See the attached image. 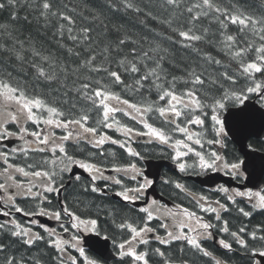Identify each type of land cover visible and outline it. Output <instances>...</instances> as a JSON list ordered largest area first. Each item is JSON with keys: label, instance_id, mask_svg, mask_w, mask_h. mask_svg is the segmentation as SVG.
I'll return each mask as SVG.
<instances>
[{"label": "snow or ice", "instance_id": "6c2138e0", "mask_svg": "<svg viewBox=\"0 0 264 264\" xmlns=\"http://www.w3.org/2000/svg\"><path fill=\"white\" fill-rule=\"evenodd\" d=\"M160 7L166 15L158 23L170 33L164 37L167 47L152 29V39L121 34L120 28L114 29L116 36L112 38L102 8L143 12L146 19L157 20L136 0H102L99 7H90L89 0H0V13H8V22L0 23V58L14 62L21 70L27 68L31 77L21 79L6 66L0 67V215L8 218L0 223L2 264H43L41 258L13 251L16 245L27 251L40 243L55 250L54 264H77L69 248L79 252L84 264H96L79 247V235L65 239L55 228L39 224L46 233L42 235L31 227L39 223L37 220L25 226L14 213L48 216L64 233L83 229L99 235L98 216L83 219L67 199L59 201L56 209L44 205L52 204L50 196L60 197L70 189L106 197L115 186L118 190L113 194L133 206L129 212L137 213L123 216L120 209H102L114 228L127 234L121 242L113 241L121 262L128 257L131 264H150L155 255L162 264H173L166 250L148 247L155 241L161 246L180 243L184 246L181 252L186 247L209 257L213 264H226L204 247L205 241L216 239V233L226 234L227 238L221 237L217 243L227 252L234 251L235 244L242 251L264 257V251L250 247V242H264V226L249 231L242 224L233 231L222 216L230 211L228 204L197 195L171 178L166 183L191 197L193 207L199 213L211 214L215 222L192 208H169L156 199L134 207L155 183L135 162L144 158L133 147L135 137L171 149L169 158L181 173L223 172L245 180L251 176L250 172L246 175L250 162L226 160L214 148L206 150L205 145L225 148L226 124L231 122L239 131L257 119L245 106L248 94H258L264 103V79L257 78H264V5L259 13L241 0H162ZM22 10L28 15L21 17ZM29 15L45 34L51 32L57 47L64 50L62 56L45 49L31 34L25 37L18 31L21 21L32 22ZM98 27L102 33L97 32ZM178 51L182 53L179 58ZM3 63L0 59V65ZM242 81L246 86H240ZM126 95L141 99L133 101L124 98ZM230 103L242 107L229 111L231 121L229 117L222 120L220 114ZM257 112L264 124V110ZM209 113L211 127L205 128ZM106 129L119 133L122 139L108 135ZM206 133L213 138L207 139ZM106 144L116 145L133 159L124 164L106 162L107 156L115 157L114 152L104 149ZM75 168L88 174L86 183L81 184ZM107 171L115 175H105ZM98 181H103L102 186ZM212 191L223 193L243 217L264 211V189L219 185ZM20 198L35 201L36 211L21 208L17 203ZM237 198L246 199L252 211L239 207ZM64 218L70 227L61 223ZM154 221H159L157 227L152 226ZM157 228L163 229L162 235ZM141 246L144 250H139Z\"/></svg>", "mask_w": 264, "mask_h": 264}, {"label": "flooded vegetation", "instance_id": "af4514ba", "mask_svg": "<svg viewBox=\"0 0 264 264\" xmlns=\"http://www.w3.org/2000/svg\"><path fill=\"white\" fill-rule=\"evenodd\" d=\"M258 100L261 103L260 98ZM207 122L208 121L206 120L205 128H209ZM199 130L201 131L200 128H199ZM206 138L212 139L213 135L206 133ZM145 141H146V138L143 141H141L142 143H139V146H137V145L133 146L138 151H140L144 157L142 160H135V162L137 163L138 167H140L145 172V174H146L145 161L147 159H156V160L164 159V160H168V161L173 162L169 158L170 155L172 154L171 149H168V148H165L162 146H158L155 144H148ZM251 143H252V147H256V148L260 149V147H263L264 137L252 139ZM109 145L110 144H106L104 146V149L108 152L111 151V149H112L111 147H109ZM225 145H226L225 148H220V146H218V145H213V146L205 145V149L207 150L209 147H212L215 150H217L218 152H220L221 154H223L225 156L226 160H230L232 162H235L237 159L243 160L242 155L238 152L237 147L235 146V144L231 141V139L228 136H226V138H225ZM129 159H133V158L128 157L122 150L121 153H119V154L115 153V157H113L111 155L107 156L106 162L112 161V162H116L119 164H124ZM188 162L191 163V158H188ZM107 166L110 168L111 165L108 164ZM163 173L166 177V180L164 178V180L159 182L157 184V187H156L157 191L159 192V194L162 197H160L159 195L156 196V193H153L149 189L147 191L145 197L143 199H141L140 201H137L136 205L134 206L135 208H139L141 206H144L146 201L156 199L161 204L167 205L169 208H174L175 206L180 205L182 207L192 208L193 210H195L199 213V210L195 209L193 207V205L191 204V197H189L185 193L180 192L179 190L175 189L172 184L166 183V181L169 178H171L174 181H178L180 183H183L184 185H186V187L188 189H190L193 193H196L197 195L204 194V195L209 196L212 201L220 200L221 203L228 204L230 211L227 213H222V216L224 219L229 221L230 228L233 231H235L242 224L247 225L249 231L253 230L258 225L259 220H260L259 217L255 216L252 218H248V217L246 218V217L241 216L238 213V211L236 210V206H234L230 202H228L225 199L223 193L212 191V189L216 188L219 185L226 186L224 183H218L215 186L203 185L191 177V175H198V174L181 173V172H179L177 167L175 169V168H170L168 166L167 167L165 166L163 168ZM74 174H78L82 177L81 184L86 183L89 179L88 174L86 173V175H84V174L80 173L79 168L74 169ZM206 174H208V173H206ZM206 174H199V175H206ZM105 175H115V173H110V171H107V172H105ZM238 181L244 182L245 180H238ZM126 182H128V181H126ZM97 183H98V186H102L103 181H98ZM128 183H130V186H131V182H128ZM226 187L233 188L230 186H226ZM115 190H118V186L114 187L113 191H115ZM241 190H245V189H241ZM113 191H110L108 196L102 197L97 193H91V192L83 193L82 191L79 190V188H77L76 190L70 189L68 192L63 193L60 197L50 196V199L52 200V204L51 205H44V206L48 207L50 209H56V208H58L59 201L67 199L69 201V205L74 207L77 210V214L82 215L83 219H87L89 217L97 218V216H98V224L99 225L101 223L99 215H98L99 213L97 212L96 209H93V208H94V205L96 206L100 203L108 204V206L110 207L109 209H120L121 210L120 214L123 216H128V215L134 216V215H136L137 213L135 211L129 212V208L133 207V206L125 205V203L122 202L119 197H117L113 194ZM253 191H256V190H253ZM83 198H85L86 200H89V201H86ZM17 203L19 204V206L21 208L25 209V211H36V208L34 207L35 201L25 200L23 198H20L17 201ZM237 204L239 205V207H243L244 205H247L246 199L237 198ZM199 214L204 215L206 219H212L213 222H215L214 217L211 214H207V213H199ZM140 215H143V214H140ZM14 216H15V219H17V220L19 219V217L17 216L16 213H14ZM102 219L106 221L107 225L111 224L109 227V231H110L111 237L113 238L112 241L119 243L123 239L127 238L126 233H122L121 231L114 228V226L110 222L111 221L110 217L103 216ZM4 221L5 220H2L0 218V222H4ZM51 221L53 223H55L54 226H48V225L47 226L45 225V226L49 227V228H55L56 231L58 233H60L61 236H63L65 239H69L71 237V235H73V234L79 235L80 244L82 245V247H83L84 235L89 234V233H93L91 231H86L83 229H81L79 232H77V230L70 229L69 233H64L62 231V229L60 228L58 222H56L55 220H51ZM61 223H64L65 226L70 227L68 225L67 218H64V220L61 221ZM158 223H159V221H154L152 223V226L157 227ZM157 230L161 235L163 234V229L157 228ZM221 237L227 238L226 234L216 233V239L205 241L204 244H206V245L204 247L205 248H211V247L218 248L220 255L229 263H233V264H259V260L255 254H253L251 251H248V252L242 251L235 244L233 245L234 251H232V252H227L226 250L221 248L217 243V240ZM257 245H258V241L250 242V247H253L256 249ZM148 247L151 249H154L156 247H161L162 250H166L168 256L172 258L173 264H182V262L184 260H188L189 264H192V262L195 261L194 260L195 254L191 250H189L185 247V251H183V252L180 251V248L184 247L180 243H174L171 246H161L157 242L152 241ZM258 248H260V247H258ZM69 250H75V249L69 248ZM139 250H144V246H141V248ZM126 259H127V261H129L128 264H131L130 258L126 257ZM152 259H153V262L151 260L150 264H153V263L154 264H162L161 259L158 256L153 255ZM212 263H213L212 260L207 261L202 257H201V261L197 262V264H212ZM226 264H228V263H226Z\"/></svg>", "mask_w": 264, "mask_h": 264}, {"label": "trees", "instance_id": "16d2710c", "mask_svg": "<svg viewBox=\"0 0 264 264\" xmlns=\"http://www.w3.org/2000/svg\"><path fill=\"white\" fill-rule=\"evenodd\" d=\"M136 2L141 8L145 9V11H149V10L152 11L153 16H156L157 20L146 19L143 12L139 14L132 12V11L114 12V11L108 10L107 8H102L101 10L103 11V17H106V19H104V23L108 24L109 28L112 30V38H115L116 36V32L114 29L120 28L121 34H123L124 32H127L131 34L134 38H139L141 36L147 35L149 39H152L153 32L150 31V29H152L155 31V33L160 34L159 42L163 46L167 47L168 45H167V42L164 40V37L166 35H170V33H168L167 29L162 24L158 23V20L166 15L165 10L160 7L162 0H136ZM225 2L227 3L228 0H225ZM89 3H90V7H99L102 3V0H89ZM241 3H243L245 7L251 9L252 11H255L258 13L261 11V6L258 4V0H241ZM19 15L23 17L24 15H28V13L27 11L22 10L19 12ZM85 15H89V13L85 12ZM29 20H32L31 15H29ZM7 22H8V13L7 12L0 13V23H7ZM16 27L18 31L23 34V36L26 37L29 34H31L38 41L42 42L45 49L51 50L53 54L61 55V56L63 55L64 50L57 47V42L55 39L52 38L51 32H48L47 34H45L42 31L40 24H38L36 21L32 20L31 23H24L23 21H21ZM232 28L234 30L235 26H232ZM97 32L102 33L103 29L98 27ZM180 55H182V53L178 51V58ZM0 59H3L4 61L3 65H0V67L6 66L7 71L12 72L13 76H18L21 79H23L25 76H28L27 68L21 70L18 66L15 65L14 62H9L5 58H0ZM28 78L31 79L30 76H28ZM39 88L40 86L37 85V90H39ZM116 91H119V89H117ZM51 98L55 99L56 97H51ZM124 98H128L133 101H139L141 99L139 96L132 97V96H127V95ZM152 98L155 99V96L153 95ZM83 199L86 200L85 198ZM86 201H89V200H86ZM109 208L110 207L108 206V204L100 203L96 206L94 205L93 209H96V210L101 209L99 212L102 215L107 216L106 212L103 211L102 209H109ZM255 216L260 218L258 225L264 226V219H263L264 211L257 212L256 215L251 216V218ZM117 222H119V218H117ZM102 225L104 226V228L109 230L108 225H105V224H102ZM41 245L42 246L36 250H34V247H33L31 250H27V251L25 247L16 245L14 246L13 251L17 255L35 256V257L41 258L45 264H48V263L53 264L54 258L52 255V250L46 247L44 244H41ZM0 264H2V261H0Z\"/></svg>", "mask_w": 264, "mask_h": 264}, {"label": "water", "instance_id": "95a60500", "mask_svg": "<svg viewBox=\"0 0 264 264\" xmlns=\"http://www.w3.org/2000/svg\"><path fill=\"white\" fill-rule=\"evenodd\" d=\"M245 106H247L249 112L257 114V119L254 122L246 124L239 131H237V129L233 126L231 122L226 124V129L229 132L230 136L233 138V140L239 145L240 150L246 156V161L250 162L247 172H250L251 176L248 178V181H253L255 185H257L258 183H260L261 185V178L264 175V153L250 150L248 148V139L253 136L264 135V124H261L259 120V114L257 112L258 109L264 110V108H262L252 100L245 101ZM235 108L239 107H232L229 109V111H234ZM225 117H229V112L226 114ZM231 120L232 118L229 117V121ZM254 163H258V165L255 166ZM89 245L95 248L101 255L112 257V253L110 252L109 240H104L100 237L95 236L92 238Z\"/></svg>", "mask_w": 264, "mask_h": 264}, {"label": "bare ground", "instance_id": "6f19581e", "mask_svg": "<svg viewBox=\"0 0 264 264\" xmlns=\"http://www.w3.org/2000/svg\"><path fill=\"white\" fill-rule=\"evenodd\" d=\"M261 3L264 4V1H262V0H261V1L258 0V4H259L260 6H262ZM257 13H258V12H257ZM245 84H246V82H243V83H241L240 86L243 87V86H245ZM210 116H211V113H209V118H207V120H208L207 123H208L209 128L211 127V123H212L211 120H210ZM109 130H111V129H109ZM113 138H116V139H122V138H120L119 136H114ZM141 141H143V140H135V141H133V146H134V145L139 146V143H142ZM98 213H99L98 215H99V218H100L102 224L107 225V224H106V221L102 219V217H103V216H106V215H102L100 212H98ZM259 219H260V218H259ZM258 224H259V223H258ZM110 225H111V224H109L108 227H110ZM47 256H49V255H47ZM151 260H152V262H153V259H152V258H151ZM195 261H196V263H197V262H200V261H201V257H196V258H195ZM48 264H49V263H48ZM153 264H154V263H153ZM212 264H213V263H212Z\"/></svg>", "mask_w": 264, "mask_h": 264}, {"label": "rangeland", "instance_id": "374dc122", "mask_svg": "<svg viewBox=\"0 0 264 264\" xmlns=\"http://www.w3.org/2000/svg\"><path fill=\"white\" fill-rule=\"evenodd\" d=\"M121 138V137H120Z\"/></svg>", "mask_w": 264, "mask_h": 264}]
</instances>
